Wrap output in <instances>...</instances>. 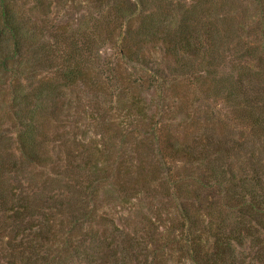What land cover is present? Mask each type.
Returning a JSON list of instances; mask_svg holds the SVG:
<instances>
[{"label": "trees", "instance_id": "16d2710c", "mask_svg": "<svg viewBox=\"0 0 264 264\" xmlns=\"http://www.w3.org/2000/svg\"><path fill=\"white\" fill-rule=\"evenodd\" d=\"M218 2L0 0V264H264V0Z\"/></svg>", "mask_w": 264, "mask_h": 264}, {"label": "rangeland", "instance_id": "374dc122", "mask_svg": "<svg viewBox=\"0 0 264 264\" xmlns=\"http://www.w3.org/2000/svg\"><path fill=\"white\" fill-rule=\"evenodd\" d=\"M172 1H176V0H172ZM236 1H239V0H228V3H229V6L231 5V6H234L235 5V2ZM247 1V0H246ZM228 6V4H227V6H226V8H228L229 7ZM75 8V7H74ZM58 9V8H57ZM77 9V8H76ZM76 9H72L71 11L72 12H74L75 11V13L76 14H78V15H80V14H82L83 13V11H82V9H79L78 11H76ZM223 12H225V6H223L222 4H220L219 2H218V0H216V3H215V8H214V12H213V14H222ZM254 13V11L253 10H251L250 12H249V14H253ZM145 60V63L146 64H148V67L149 68H153V70H162V63L160 62V59L158 58V53H151V54H147L146 55V58L144 59ZM130 73V72H129ZM132 73H134L136 76H139V74H137V73H135V71L133 72L132 71ZM131 74V73H130ZM144 76V75H143ZM86 102H87V100L85 99V98H83L82 97V104H86ZM86 120V119H85ZM87 122H88V120H87ZM87 122H85V123H87ZM84 123V124H85ZM82 124V123H81ZM83 125V124H82ZM93 131V129L91 128V127H89V133H87L86 134V136L87 137H91V132ZM83 134H85V130H84V128H83V126H81V129L79 130V135H83ZM79 137V136H78ZM51 188V187H50ZM110 199V198H109ZM112 199H110V202L111 203H109V205L106 207L107 209H108V211L110 212V214L111 215H113V216H115V217H119V212L121 211L119 208H120V206H118V203L117 202H115V204L114 203H112V201H111ZM108 201V200H107ZM107 203V202H106ZM108 204V203H107Z\"/></svg>", "mask_w": 264, "mask_h": 264}]
</instances>
